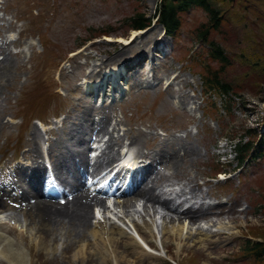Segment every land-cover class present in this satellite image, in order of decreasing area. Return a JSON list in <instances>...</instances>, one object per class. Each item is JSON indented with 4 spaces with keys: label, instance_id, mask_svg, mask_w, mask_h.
Listing matches in <instances>:
<instances>
[{
    "label": "rangeland",
    "instance_id": "1",
    "mask_svg": "<svg viewBox=\"0 0 264 264\" xmlns=\"http://www.w3.org/2000/svg\"><path fill=\"white\" fill-rule=\"evenodd\" d=\"M213 1L225 10L219 31L211 32L209 37L228 56L229 63L224 68L209 57L207 44L196 41L195 31L206 19L202 10L184 14L176 39L170 40L161 38V28L154 22L152 28L136 35L125 23L136 11L154 14L160 0H0V56L17 64L7 77L0 74V145L6 138L5 152L9 155L25 144L33 117L66 115L60 132L66 130L69 139L74 140L67 142L69 154L83 150L76 138L85 132L90 136L93 124L97 126L105 117H111L112 127L124 125L125 135L136 138L139 153L143 148L150 149L147 155L153 165L145 191L151 189V193L156 187L152 195L163 200L168 195L162 194L160 187L175 185L186 195L182 202L189 210L185 211L199 214L196 220L188 222L180 212L166 210L160 200L154 208L140 202L136 214L128 216V221L133 222L131 230L130 226L125 229L134 233L132 226L137 225L157 251L144 250L128 233L129 238L122 240L130 243L129 253L136 257L137 261L131 264H263L249 254L245 241L264 237V152L260 158L245 163L244 169L233 171L237 162L228 141L236 142L248 129L264 133V59H259L264 40V0ZM103 30L108 32L109 39H95ZM93 34V40L77 47ZM158 39V51H150L152 42ZM141 54L154 58L153 79L144 76V57L129 71L125 70V77L130 80L123 82L122 102L109 108L95 107L92 95L81 88L82 79L96 77L104 66L130 63ZM207 66L218 71L219 78L231 88L227 113L221 96L202 94L200 74L206 73ZM173 74L176 77L164 83L163 79ZM7 115L23 121L6 127ZM104 125L106 128L108 121ZM141 126L149 132H142ZM52 145L55 155L62 154L60 160L70 169L65 148L58 142ZM82 150L79 158L83 160ZM221 153H231L226 156L229 163L218 158ZM52 159L60 178L57 159ZM223 171L230 173L219 179L216 173ZM70 174L75 182L78 176L73 171ZM31 194L27 192V197L32 198ZM210 196L217 198L216 206H207ZM16 207H10L9 218L13 222H18L22 213L29 214L24 205ZM146 209L157 212L151 234L147 232L150 215L145 214ZM179 221L187 224L179 238H173L170 230L176 229ZM31 223L37 225L39 221L31 219ZM63 225L64 229L51 230L53 241L50 234L48 237L57 244V252L62 251L61 245L63 251L71 247L66 250V256L71 257L78 252V243L74 232L68 233L71 225ZM12 227L5 225L2 229L29 250L30 236L36 233L33 225L23 228V232H14ZM38 238L41 239L39 234ZM49 239L45 244H52ZM91 246H86V255L96 252ZM35 253L36 250L32 254L29 251L33 264H39ZM48 253L43 250L42 256L47 258ZM101 255L106 257L104 250ZM99 263L95 260V264Z\"/></svg>",
    "mask_w": 264,
    "mask_h": 264
},
{
    "label": "bare ground",
    "instance_id": "2",
    "mask_svg": "<svg viewBox=\"0 0 264 264\" xmlns=\"http://www.w3.org/2000/svg\"><path fill=\"white\" fill-rule=\"evenodd\" d=\"M136 34L137 31H134L133 35ZM16 66L17 64L3 57L0 60V74H2L3 77H7L11 73L12 69L16 68ZM149 68H150V63H147L146 69L148 70ZM172 78H175V74L172 75L171 77L170 75L166 76L164 83L166 84L170 83V80ZM114 84L115 82L112 79L110 86ZM97 86H98L97 83H91L87 87V90L95 92L97 90ZM103 91L104 90H100V95ZM110 92L114 93L112 88L110 89ZM124 152H127L125 158L130 161L131 159L129 158V155L132 154L131 148H124ZM130 170L133 171L134 168L131 167ZM150 191L151 189L145 191L144 194L142 195V190H141V196H143V199L148 205H151L153 206L152 208H154L155 206H158L156 204L158 199H156V197L152 195V192L150 193ZM2 204L3 202L1 203V205ZM161 205H166V201L165 200L161 201ZM137 206L139 208L138 204ZM91 207H92V200H85L84 202H82L81 197L74 198L70 204H67L65 206H53L51 204L42 201H36L29 204L28 206L26 205V209L29 212L28 214L29 219H32L34 221H39V230L42 234H44V236H48L51 230L54 228L64 229L63 222L71 225L70 226L71 231H69L68 233L74 232L73 237L75 238L76 243H78L77 246L81 247L80 250H83L85 246L89 245L88 243L91 238V233L94 236H96L97 239L96 241H94L93 244L97 245L96 251L99 250V252L92 253L88 257H86L88 260L87 263L84 264H95V260L97 261L99 260L100 261L99 264H111V262L112 264H126V263L131 264L133 260L136 262L137 261L136 257L131 256V254L129 253L130 243L127 240L124 241L122 240L123 238L125 239V237L127 239L129 238V235H127L128 233L125 230H123L124 228L122 229V232L117 230H112V228H110V230L104 229L103 233H101L98 230H91V233L88 232L86 236V232L90 231L88 229V226H89L90 211L92 209ZM132 207H134V204L132 205ZM138 208L135 210H131L130 213L127 212L126 210H121L119 212V215L122 216L131 215V217H133L136 214ZM146 213L150 215L148 216L150 219L149 221L150 226H154L157 219V212L156 211L154 212V210L150 211V209H146L145 214ZM219 215L221 214L219 213ZM180 216H182L181 218L185 219V221L188 220L189 222L196 220V217L198 218L199 214L198 213L194 214V212L193 213L182 212ZM115 220H117L121 225L125 224L124 220L122 219H115ZM179 223L180 225L178 224L176 229L173 228V230H170L171 232L170 235H172L173 238L176 237L179 238L180 236L179 233L185 227V224H187L183 222L184 224L182 225L180 221ZM128 226L129 225H127L126 227L128 228ZM132 227L133 229L136 230L134 226ZM141 229L143 233L146 232L143 228ZM122 236L123 238H121ZM132 236L133 239L135 238L134 239L135 241L137 237L139 240L138 242L143 247H145L149 243H152V241L148 239H144L142 234H139L138 232H134ZM5 238H6L5 232L0 229V256H2V259L6 260L9 264H28L27 254L24 251L25 249L20 244H18V242H16V240L14 239L7 244ZM52 247L54 248L55 246ZM103 250L105 253H108L110 257L102 258L101 251ZM130 256L132 257L131 261L129 260ZM113 257L115 259L114 261L111 260L113 259ZM49 264H56V263L53 260H51Z\"/></svg>",
    "mask_w": 264,
    "mask_h": 264
},
{
    "label": "trees",
    "instance_id": "3",
    "mask_svg": "<svg viewBox=\"0 0 264 264\" xmlns=\"http://www.w3.org/2000/svg\"><path fill=\"white\" fill-rule=\"evenodd\" d=\"M191 10H202L206 15L205 22L201 23L196 29L197 33L195 31V36L199 41L207 44L205 45L208 47L206 51L211 59L217 60L221 68L227 67L229 59L223 47L218 42L209 38L211 32L219 31L223 23V14L225 13V10L218 7L213 0H160L156 8L157 22L164 27L168 35L174 38L177 36V32L180 29L183 15ZM153 18V15L148 16L143 11H136L131 17L126 18L125 23L129 30H143L151 25ZM102 32L108 33L105 32V30ZM93 36L94 34L88 38ZM261 44L262 56L259 58L260 60H262V57L264 59V40ZM204 71H206V73L201 74L203 75V84L207 91H213L225 96L230 93V86L219 78L218 71L214 72L208 66ZM229 102H231L230 98ZM229 104L230 103L226 102V106ZM258 135L259 133H252V130L248 129L246 134L242 135L236 143V157L239 163L249 155L251 159L261 157V148H264V135L260 136L261 138L258 142H255L254 138L256 140ZM246 136L249 139L245 142L242 141ZM256 143L257 146L255 147ZM258 238L259 237L256 236L254 241L249 239L246 240V250L252 255L254 260L263 262L264 264V237L262 240H258Z\"/></svg>",
    "mask_w": 264,
    "mask_h": 264
}]
</instances>
